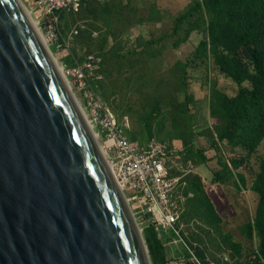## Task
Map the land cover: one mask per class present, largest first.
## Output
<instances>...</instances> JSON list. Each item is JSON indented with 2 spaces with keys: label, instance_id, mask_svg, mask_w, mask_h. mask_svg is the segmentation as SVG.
Instances as JSON below:
<instances>
[{
  "label": "trees",
  "instance_id": "16d2710c",
  "mask_svg": "<svg viewBox=\"0 0 264 264\" xmlns=\"http://www.w3.org/2000/svg\"><path fill=\"white\" fill-rule=\"evenodd\" d=\"M134 1H88L80 12L71 14L79 19L82 11L87 19L100 16L94 19V30L92 27L83 29L78 35L80 40L87 41V49L94 41L99 43L101 54L96 53L103 57L100 72L104 74L96 91L119 116L115 115L120 123L128 116L133 120L132 130L124 127L133 143L138 141L145 145L153 139L164 143L183 133L189 136L182 140V161H189L190 171L184 175L186 185L181 191L180 222L185 226L193 223L196 228L191 227L186 232L189 239L182 233L181 237L197 258L203 264H209L207 254L215 264H230L231 261L234 264H264V156L258 155L264 140V0H191L175 15L161 10L157 7L159 0H154L136 24L153 23L167 15L172 24L169 32L157 38L138 39L135 47L124 48L118 41L122 36L114 33V27L116 31L125 26L126 31L134 27L131 13L135 17L142 13L132 6ZM69 18L62 15L65 27L69 25ZM123 19L127 24H122ZM98 21L104 22L105 27L102 28ZM95 30L105 31L102 39H94ZM193 33L202 38L185 62L176 60L172 65L175 72L171 75L169 90H161L159 86H154L153 90L144 87L152 85L150 64L153 59L162 50L186 43ZM189 68H197L194 73L200 71L204 77L208 75L207 80L213 73L237 86L235 94L228 95L215 81L210 82L209 94L203 103L209 119L217 121L212 126H200L189 109L193 102L188 91ZM199 136L205 138L207 145L195 149L193 140ZM206 149L214 150L217 166L210 181L232 189L233 192L227 193L232 203L245 189L255 195L253 214L238 227L244 241L235 240L223 229V219L216 212L201 177L191 172V167L209 160L204 155ZM253 157L257 169L248 183L245 174ZM142 232L152 264H169V261L192 264L190 253L173 232L159 236L151 222L142 226ZM224 252L228 254V261L222 256Z\"/></svg>",
  "mask_w": 264,
  "mask_h": 264
},
{
  "label": "water",
  "instance_id": "95a60500",
  "mask_svg": "<svg viewBox=\"0 0 264 264\" xmlns=\"http://www.w3.org/2000/svg\"><path fill=\"white\" fill-rule=\"evenodd\" d=\"M92 132L17 1L0 0V264H152Z\"/></svg>",
  "mask_w": 264,
  "mask_h": 264
},
{
  "label": "rangeland",
  "instance_id": "374dc122",
  "mask_svg": "<svg viewBox=\"0 0 264 264\" xmlns=\"http://www.w3.org/2000/svg\"><path fill=\"white\" fill-rule=\"evenodd\" d=\"M20 1L25 5L27 10H29L31 13H33V14H31V17H33V19H35V21H37V23H39V20H41V17H42L41 14L39 13L40 11H36L35 6L32 5L30 2H27V0H20ZM153 1L154 0H143V1L142 0H135L134 1V4H132V6L134 8L137 7L139 9H141V12H142V13L139 12L136 15V17L134 16L133 12L131 13L132 14V23L135 24L134 27L130 28L128 31H126L127 26H125L123 29H120L119 31H116L115 27H114V33L119 37L122 36V38H119L118 41L121 42V44L124 48L135 47L138 39L143 41V39H146V38L150 39L149 37H152V36H153V38H157V36L161 35L162 33L169 32L172 24H171V20L168 19L167 15L162 16L160 20H157L156 22H153V23L146 22L143 24H136V22H138V20H139V17H141L140 15H145L146 10H148L150 8V4H152ZM189 1H191V0H162L160 2L161 5L159 4L158 6L157 5L156 6L157 7L162 6L163 8L161 10L166 9L172 15H175V14L181 12L182 9L187 5V3ZM126 12H128V11H126ZM67 16L70 17L68 19V22H69L68 27H65V25L63 23V19H62L63 32L66 34H68L69 31L75 25L73 19H75V22L76 21L82 22L83 29H89L90 27H92V30H94V28H93V25H95L94 19L100 18V16L97 15L96 18H94V19H90V18L87 19L85 17L84 11H82V18H80V19L77 16L74 17V16H71L70 14ZM90 16H93V15L90 14ZM31 17L29 18L30 20H31ZM162 20H164V21L161 22ZM98 22L103 26L102 28L105 27L104 22H102V21H98ZM122 24H127V23H125L124 19L122 21ZM82 30H79L78 35L80 34V32ZM95 31H96V33L94 34V37H96V38H94V39H96V40L102 39L103 35H104L103 33H105V31L104 30H95ZM151 32H153V35L150 34ZM44 35H45V33H44ZM78 35L76 37H74L73 40H69V41H64L62 39H50L49 41H47V44H48L50 50L52 51L53 56L57 58L59 66L62 67V65H63L64 69H68V68L72 67L78 61H81L84 57H86L88 55L98 56L101 59V61L103 59V57H101L99 54L96 53V52L100 53L98 41H94L91 48L87 49L86 48L87 41L80 40L78 38ZM45 38H46V36H45ZM201 38H202V35H199L197 33H193L190 36V38L186 41V43L185 42L181 43L178 47H176L174 49H166L165 51L162 50L163 52L161 51L160 54H158L153 59V62L150 64L152 67V73L150 74V76L153 80L152 85L145 84L143 86L146 88H149L150 90H153L154 86H159V88L161 90H164V89H166V91L169 90V88L171 87L170 78H171V75L175 72V68L174 67L172 68V65L174 64V62L176 60L181 61V62H185L189 58V56L192 54L195 46L197 45L198 41ZM110 41H112V40H110ZM79 58H82V59H79ZM68 61H72V64H70ZM62 70L63 69H61V71ZM195 70H197V68H191V69L189 68L188 69V80H189L188 81V83H189L188 91H189L191 97L193 98V102L190 103L189 109L191 110V112L195 116V119L197 120V122L200 126H205V125L212 126V125H214V123H217V121L213 120V119H211V120L209 119V117L207 115L206 106L203 103L204 97L209 94L210 82L215 81L217 86L220 89H222L224 92H226L228 95L235 94V92L237 90V86L232 81H230L229 79H226V78H224L218 74L215 76L212 73L210 75L209 79L207 80L208 75H206L204 77L203 73H201L200 71H197V74H196V73H194ZM63 73L68 78L69 84L72 88V93L75 97L77 104L82 108L85 115H88L90 113V110L88 108V100H91V97L88 96L86 98L85 92H84V98L87 99V101L85 102V100L81 96L80 91H82V90L79 89V87L74 84L72 78H70L66 75L65 70H63ZM103 74L104 73H101L102 78H103ZM159 83L164 84L167 87L159 85ZM167 83H168V85H167ZM86 93L88 95H90L91 91L87 90ZM99 94L97 93L99 98L102 101H104L102 96ZM133 94L135 96L137 95V92L135 89H134ZM92 97L95 99V94L93 92H92ZM112 106L115 107V105H112ZM118 106L119 105H117V107ZM195 107H197V108H195ZM114 114L117 115L116 113H114ZM118 117H116V118H118ZM124 121L127 125L126 128L129 127L130 130H132L134 128L133 127V120H131V118L129 116L125 117ZM121 124H123V121H121ZM93 129L92 130H93L94 134L96 135L95 127H93ZM183 138L189 139V136L186 135L185 133H183V134H181V137L175 136L171 139H167V141L164 142V144L167 145V148L172 151L171 159L174 161L175 164L178 165V167L180 169L183 170V175L181 178V185L178 186V188L175 187V197L176 198L180 196L181 191L185 188L186 184L184 182V175L190 171L189 161L185 162V163L182 161V157L184 156V154H183L184 150H182V151H180V150L182 148L181 143H182ZM177 139H178V141H177ZM139 140H141V139L139 138ZM96 142L98 145H100L101 149L105 153V149L102 148V147H104L102 138L101 137L99 138L97 136ZM139 144H141V143H139ZM192 145L196 149V148L205 147L207 145V143H206L205 138H203L202 136H199L193 140ZM179 154H180V156H179ZM204 155L209 160L206 161L204 164L193 166L191 168V172L194 173V171H195L201 177V179L204 183L205 191L215 201L217 207L220 209L221 218L223 219V229L225 231H228L230 234H232V236L235 240L244 241L243 236L239 232L238 227L245 220L249 219L251 217V215L253 214L254 209H255V205H256L255 195L251 191L245 189L242 192L240 191L237 194L236 202L232 203L230 201V199L228 198L227 193L230 191L233 192V190L232 189L231 190L226 189L222 184H218V183L212 184L210 181V179L212 177V172L217 169L214 150L206 149V151L204 152ZM258 155L264 156V140L262 141L261 145L258 148ZM105 156H106V153H105ZM109 167H111L110 163H109ZM248 168H247L248 170L246 171L245 175L248 178V183H249L251 177L253 176L254 172L257 169V163H256L254 157L251 159V163L249 164ZM112 174H113V171H112ZM129 204L131 205L132 212H133V214H135L136 219H137V223L139 224V227L141 228L140 221L138 218V214L135 213V210L133 208L134 203L129 202ZM182 211H181V213H182ZM180 224H182V226H183L182 236L186 237V239H189L188 234L186 232H189V230H191L190 229L191 227L193 229H196L195 226L193 225V223H191V225L189 223L186 226L182 222H180ZM215 239H218V238H215ZM187 246L190 250L193 251V249L190 248L188 244H187ZM193 255L196 256L194 251H193ZM222 256H223L225 261H228L229 257H228V254L226 252H224ZM207 259L209 261V264H215L211 260L209 254H207ZM198 260L200 261V259H198ZM200 262L202 263V261H200ZM189 264H190V262H189ZM230 264H234V263H232V261H231Z\"/></svg>",
  "mask_w": 264,
  "mask_h": 264
},
{
  "label": "built area",
  "instance_id": "2783aa9c",
  "mask_svg": "<svg viewBox=\"0 0 264 264\" xmlns=\"http://www.w3.org/2000/svg\"><path fill=\"white\" fill-rule=\"evenodd\" d=\"M87 1L90 0H27L35 6L36 11H40L42 16L40 26L47 41L73 40L83 25L77 22L69 35L65 36L60 22L61 13L78 12ZM100 63L101 59L98 56L88 55L72 67L63 69L82 90L80 92L85 102L88 96L91 97V100H88L90 110L87 115L88 120L95 127L97 136L103 139V148L111 163L113 175L129 202L134 203L133 208L138 214L140 223L145 225L151 222L159 236L171 231L180 239L183 231L179 220L183 197L181 194L175 197V187L181 185L180 174L183 175V170L171 159L172 151L166 144L153 139L141 145L127 139L122 125L94 91L92 81L102 78L99 72ZM87 90L91 91L90 95L86 93ZM92 92L95 94V99L92 97ZM174 169L178 170V176L172 174ZM185 247L190 253L191 263L201 264L193 252L186 245ZM169 264H182V262L169 261Z\"/></svg>",
  "mask_w": 264,
  "mask_h": 264
},
{
  "label": "bare ground",
  "instance_id": "6f19581e",
  "mask_svg": "<svg viewBox=\"0 0 264 264\" xmlns=\"http://www.w3.org/2000/svg\"><path fill=\"white\" fill-rule=\"evenodd\" d=\"M16 1H17V3L19 4L20 8L23 10V12H24L26 18H27L28 21L30 22L32 28L34 29V31H35L36 35L38 36L39 40L41 41L42 45L45 47V49H46L48 55L50 56L52 62L54 63L55 67L57 68L58 72L60 73V75H62L63 72L61 71V69H63V68L59 66L58 61H57V58L54 57V56L48 51V49H47V46H48V45H47V39L41 34L40 29H38V27H37V21H35V19H33V17H31V14H33V13H31L29 10H27L26 7H25V5H24L20 0H16ZM30 17H31V20L29 19ZM81 111H82V115H83V117H84V119H85V121H86V123H87V125H88V127H89V130L93 131L92 128H91L92 126H90L91 124L89 123V121H88L87 118L85 117V114H84L82 108H81ZM92 133H93V132H92ZM93 135H94V134H93ZM94 137H95V135H94ZM96 137H97V136H96ZM95 139H96V138H95ZM99 147H100V145H99ZM100 149H101V147H100ZM101 151H102V154H103V156H104V155H105L104 151H103L102 149H101ZM104 157H105V156H104ZM107 162H108V161H107ZM108 164H109V162H108ZM121 189H122V188H121Z\"/></svg>",
  "mask_w": 264,
  "mask_h": 264
},
{
  "label": "clouds",
  "instance_id": "9594fccd",
  "mask_svg": "<svg viewBox=\"0 0 264 264\" xmlns=\"http://www.w3.org/2000/svg\"><path fill=\"white\" fill-rule=\"evenodd\" d=\"M85 4V3H84ZM83 4V5H84ZM83 5L81 6V8L83 7ZM80 8V9H81ZM80 11V10H79ZM78 11V12H79ZM78 12H74V14H76V13H78ZM62 15H68V13H66V12H63V13H61V17H60V22H61V27H62V30H63V23H62ZM77 22H79V21H77ZM77 22H75V24L77 23ZM40 20H39V23H37L38 25H37V27H38V29H40V32H41V34L45 37V35H44V32H43V30L41 29V26H40ZM80 23H82V22H80ZM83 29V28H82ZM82 29H80V30H82ZM79 33V32H78ZM95 34V33H94ZM78 35V34H77ZM76 35V36H77ZM75 36V37H76ZM48 45V44H47ZM48 48H49V46H48ZM51 51V50H50ZM52 52V51H51ZM53 54V53H52ZM85 59V57L83 58V60ZM82 61V60H81ZM100 67H101V63H100ZM62 68H64L63 67V65H62ZM64 70V69H63ZM63 70H62V72H63ZM99 72H100V70H99ZM64 74V73H63ZM100 74H101V72H100ZM64 77L66 78V80L68 81V78L65 76V74H64ZM102 79V78H101ZM101 79L100 80H98V81H92V84L94 85V91H95V93H96V95H97V91H96V87H97V85H98V82L99 81H101ZM68 84H69V81H68ZM69 86H70V84H69ZM70 88H71V86H70ZM71 90H72V88H71ZM82 96V95H81ZM98 96V95H97ZM99 97V96H98ZM100 99V98H99ZM101 100V99H100ZM102 101V100H101ZM103 102V101H102ZM105 105V104H104ZM106 106V105H105ZM107 107V106H106ZM111 112H112V110L109 108V107H107ZM84 112V111H83ZM113 113V112H112ZM85 114V113H84ZM113 115H115L114 113H113ZM85 117L87 118V120H88V117H87V115H85ZM116 117V116H115ZM117 119V118H116ZM125 119V118H124ZM118 120V119H117ZM89 121V120H88ZM119 122V121H118ZM90 123V122H89ZM120 123V122H119ZM121 124V123H120ZM122 125V127H123V130H124V127H127V125H126V123H125V121H123V124H121ZM92 126V125H91ZM92 129H93V126L91 127ZM94 130V129H93ZM95 131V130H94ZM124 134H125V132H124ZM95 135V134H94ZM97 136V131H96V135H95V137ZM125 136H126V134H125ZM99 137V136H98ZM127 137V136H126ZM100 138V137H99ZM127 139L129 140V138L127 137ZM103 140V139H102ZM157 141V140H156ZM162 143V142H161ZM103 148V147H102ZM106 153V152H105ZM105 156V155H104ZM107 156V155H106ZM105 156V157H106ZM106 159H107V161L109 162V160H108V158L106 157ZM110 163V162H109ZM111 164V163H110ZM111 170H112V168H111ZM115 178V177H114ZM115 181H116V179H115ZM117 182V181H116ZM118 184V183H117ZM119 185V184H118ZM120 187V186H119ZM121 188V187H120ZM122 190V189H121ZM123 191V190H122ZM123 193H124V195H125V197H126V199L128 200V198H127V195L125 194V192L123 191ZM128 203H129V200H128ZM130 205V204H129ZM131 206V205H130ZM181 207H182V204H181ZM131 209H132V207H131ZM134 216H135V214H134ZM136 217V216H135ZM139 218V217H138ZM139 221H140V219H139ZM139 225V224H138ZM140 225H141V229H142V224L140 223ZM181 239V241L183 242V244L185 243L184 241H183V239H182V237L180 238ZM186 245V244H185ZM188 247V246H187ZM192 251V250H191ZM193 252V251H192Z\"/></svg>",
  "mask_w": 264,
  "mask_h": 264
},
{
  "label": "crops",
  "instance_id": "0c3cea01",
  "mask_svg": "<svg viewBox=\"0 0 264 264\" xmlns=\"http://www.w3.org/2000/svg\"><path fill=\"white\" fill-rule=\"evenodd\" d=\"M90 1H93V0H90ZM96 1H98V0H96ZM109 2L110 0H105V1H103V2ZM162 0H159V1H157L158 2V4H160V2H161ZM88 2V1H87ZM86 2V3H87ZM99 2H101V1H99ZM85 3V4H86ZM161 5V4H160ZM161 9L163 8L162 6L160 7ZM40 13V12H39ZM66 13H68V15L70 14H73L74 15V12H66ZM71 31V30H70ZM70 31H69V33H70ZM69 33L68 34H66V33H64L63 32V34L65 35V36H68L69 35ZM75 65V64H74ZM178 141V140H177ZM181 147H182V143H181ZM181 150H182V148H181ZM180 150V151H181ZM179 152V151H178ZM179 156H180V154H179ZM200 167V166H199ZM192 168V167H191ZM194 173H197V172H195L194 171ZM172 174L173 175H176V176H178V170L177 169H174V170H172ZM180 176H182V174H180ZM209 196V195H208ZM209 198H210V200L212 201V203H213V205H214V207H215V210H216V212L220 215V217H221V212H220V209L217 207V205H216V203H215V201L209 196Z\"/></svg>",
  "mask_w": 264,
  "mask_h": 264
}]
</instances>
